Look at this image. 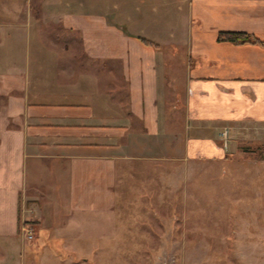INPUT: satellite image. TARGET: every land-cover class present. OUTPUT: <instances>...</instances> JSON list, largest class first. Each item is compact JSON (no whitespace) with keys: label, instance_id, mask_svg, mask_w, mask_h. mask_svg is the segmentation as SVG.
<instances>
[{"label":"crops","instance_id":"crops-1","mask_svg":"<svg viewBox=\"0 0 264 264\" xmlns=\"http://www.w3.org/2000/svg\"><path fill=\"white\" fill-rule=\"evenodd\" d=\"M224 128L264 138V0H0V249L20 261L98 264L116 182L223 157Z\"/></svg>","mask_w":264,"mask_h":264},{"label":"rangeland","instance_id":"rangeland-1","mask_svg":"<svg viewBox=\"0 0 264 264\" xmlns=\"http://www.w3.org/2000/svg\"><path fill=\"white\" fill-rule=\"evenodd\" d=\"M230 141L223 157L153 160L139 182H116L114 247L97 249V263L264 264V138ZM95 219L104 241L109 225ZM24 224L33 235L21 228L18 243L36 239ZM12 251L0 264H26Z\"/></svg>","mask_w":264,"mask_h":264},{"label":"trees","instance_id":"trees-1","mask_svg":"<svg viewBox=\"0 0 264 264\" xmlns=\"http://www.w3.org/2000/svg\"><path fill=\"white\" fill-rule=\"evenodd\" d=\"M218 39L230 40L234 42H259L258 38L254 35L247 33V32H240V31H220L217 35Z\"/></svg>","mask_w":264,"mask_h":264},{"label":"built area","instance_id":"built-area-1","mask_svg":"<svg viewBox=\"0 0 264 264\" xmlns=\"http://www.w3.org/2000/svg\"><path fill=\"white\" fill-rule=\"evenodd\" d=\"M227 129L224 128L222 131H221V135H222V145L225 147L226 146V138H227ZM22 230L26 232V236L28 238H31L32 235H33V227L31 225H22Z\"/></svg>","mask_w":264,"mask_h":264}]
</instances>
